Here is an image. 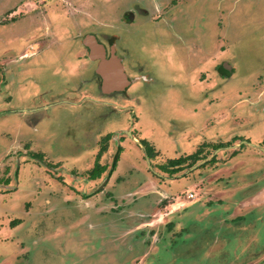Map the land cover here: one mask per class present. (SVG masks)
Returning a JSON list of instances; mask_svg holds the SVG:
<instances>
[{"label":"rangeland","instance_id":"1","mask_svg":"<svg viewBox=\"0 0 264 264\" xmlns=\"http://www.w3.org/2000/svg\"><path fill=\"white\" fill-rule=\"evenodd\" d=\"M64 3L66 10H50L84 21L75 23L76 34L118 36L125 73L136 82L107 95L93 64L75 74L73 87L59 73H43L41 89L30 91L39 94L15 107L64 103L27 116L37 123L36 130L26 127L32 136L9 132L0 118V264H264V0ZM126 11L134 21H125ZM57 55L73 63L67 53ZM227 65L231 71L221 72ZM14 118L8 125L16 129ZM131 128L136 136L145 130L161 158L149 163L126 150L112 175L91 183L81 166L92 163L84 164L93 141L92 153L101 147L99 132L114 135L104 157L110 167ZM22 136L63 166H38L20 155ZM202 144L204 158L176 178L156 168ZM88 187L92 195L106 191L84 199ZM139 223L143 241L134 244L126 229Z\"/></svg>","mask_w":264,"mask_h":264},{"label":"flooded vegetation","instance_id":"2","mask_svg":"<svg viewBox=\"0 0 264 264\" xmlns=\"http://www.w3.org/2000/svg\"><path fill=\"white\" fill-rule=\"evenodd\" d=\"M64 1L65 0H17L16 2L15 0H6V5H4V8L0 9V40L2 41V43H0V56H2L0 59V102L2 101L3 105L2 109H0V113L5 115V117L3 115H0V118H3V120L6 122L7 126L5 129L9 130V132L14 133L19 131V134L21 135L32 136L34 133H32V131L30 130L27 131V128L30 127L32 130H36L37 123L34 122V119L32 117L27 116L37 115L40 117V114H45L49 111L50 108L64 103L63 100L54 101L45 105H39L37 107H15L16 102L21 103L22 101L26 100V97L34 96L32 93H30L32 86L36 85L38 88L40 84L41 89L42 84L39 83L38 75H43L44 73L55 78L54 75H57L59 73L63 78V83L67 87H73L74 76H79L81 73L88 71L91 64H93L96 69L98 61H93L90 58V50L84 44V38L86 35H94L100 43L104 44L106 48V57H109L110 50L112 47H114L116 49L117 56L122 60L117 51V35H114L116 37L115 41H111V38H109V40L107 39L108 41H104L95 32H89L82 35L76 34L77 31L75 30V23L82 22L81 25H83L84 21L76 22L74 19H69L70 17H67L66 15V18L64 19V17L59 16V13L57 11L50 10L52 6L56 9L66 10L68 7V2L66 4L64 3ZM18 2H21V4H18ZM117 2L118 0H115V6H117ZM68 13L69 12H67L66 14ZM125 15H127L128 17L125 18ZM135 17V13L131 11L129 13L128 11H126L123 15L125 21L129 22L134 21ZM70 44H73L72 49H70ZM74 46L77 48H74ZM79 47H82V49H80ZM59 50L61 51V55L62 53H67V55L72 56V64H74V61L77 62L76 70L74 65H72L68 61V59L65 62L64 57L62 59L59 57V55H57L59 54ZM96 77L98 80L99 78L97 75ZM129 80L131 81L130 86L136 82L131 78H129ZM96 87L99 90L98 84ZM46 90L51 89L47 88ZM34 94L38 95L39 92H35ZM12 115L17 116V118L14 119H19V125L16 129H13L10 125H8L10 124L9 122H11L10 119ZM23 117H27L26 122H24ZM43 118L44 117H42V119ZM42 119H40L41 124L43 123V121L41 122ZM137 124L138 126L141 125L140 122ZM132 130L133 129L131 128V137H133L135 142H132V139L127 136V133L121 135L118 151L113 156V161L110 167L108 166V163L104 161V157L106 155L105 152L107 151L108 141L111 140L114 135H111L109 136V138H107V135H103L99 132L96 141L98 142V140H101L102 138L101 147L99 148L98 152L92 153V146L95 145V141H93L90 146V151L88 152L90 156H88L87 154L85 155L88 161L86 160L84 164L88 165L90 160L92 161V163L90 166L88 165L89 167L81 166L84 170L87 171L91 183L101 178L102 175L107 171L110 175H112V173L115 172L117 167L119 166L122 155L126 150L134 152L132 153V155H134L136 159L139 158L140 152L143 153L145 159L149 163L150 160H153L156 156L161 158L160 156L162 155V150L157 147L154 140H150V138L146 136L148 135V133H146L145 130L140 131V136H136L134 134L132 135ZM43 134H46V132L44 131ZM123 136H126V138L123 139ZM22 137L24 140V147L20 152V155H24V157H29V159L38 162V166H63L60 163L63 161H58V159L50 155L47 152L46 148H42L41 146L36 148L34 139L28 136ZM202 148L203 144L197 147L195 151L190 154H185L180 157L166 160V162L164 163H158L156 168L164 173H168L170 176H173L171 177L172 179L176 178L174 176L183 171L186 166L190 165L189 162H191V164L197 162H194L193 159H188L186 161L184 159L197 152L201 154ZM140 149H144V152L140 151ZM94 154L95 156L93 157ZM91 157H93V160ZM179 159L183 161L174 165L171 164V160ZM166 169H168V171H166ZM172 169H176L178 171L171 174L169 170ZM102 170L104 171V173L100 177L93 178L90 174L93 171ZM3 182L7 185L10 183V179L7 178L6 180H3ZM193 185L195 186V184ZM144 186L143 188L145 189ZM91 190V187H88L84 190L85 192L89 191L87 194H84V199L106 191L104 189H101L92 195V193L90 192ZM163 190L168 195L172 194L170 189L164 188ZM198 198L199 196L196 197V199H194L190 204H192ZM115 213L121 215L123 211L119 210ZM141 215L142 214H140V216ZM11 224L12 227H16L18 224H20V219H13L11 221ZM141 225L142 224L139 223L136 227H133V225L132 227L126 229L127 233L130 232L131 235H135V238L133 240L134 244H141L143 241L141 238L137 237L142 233V231H144ZM170 226L173 225L170 223ZM144 242L143 244H146ZM154 245H152V247L150 248H153Z\"/></svg>","mask_w":264,"mask_h":264},{"label":"water","instance_id":"3","mask_svg":"<svg viewBox=\"0 0 264 264\" xmlns=\"http://www.w3.org/2000/svg\"><path fill=\"white\" fill-rule=\"evenodd\" d=\"M84 44L90 50V58L93 61H98L96 73L101 78L100 86L102 92L104 94L125 92L130 86L131 81L128 79V76L125 73L122 60L117 56L116 49L112 47L109 57H106V48L104 44L100 43L94 35H86ZM225 67L226 70H228L229 72L231 71V68L228 67V65ZM127 133L131 135V131H128ZM248 144L254 147H259L258 145L253 143ZM207 160L209 159H205L202 163H205ZM202 163H199L192 169L196 168Z\"/></svg>","mask_w":264,"mask_h":264},{"label":"trees","instance_id":"4","mask_svg":"<svg viewBox=\"0 0 264 264\" xmlns=\"http://www.w3.org/2000/svg\"><path fill=\"white\" fill-rule=\"evenodd\" d=\"M224 71L227 72V70H226L225 68H221V72H224ZM107 138H109V136H108ZM222 147H224L222 144H217V145H216V148H217V149H218V148H222ZM202 158H204V157H202L201 154H200L199 152H197V153H195V154H193V155H191V156L186 157L184 160L186 161V160H188V159H193L194 162H195V161H198V160H200V159H202ZM181 161H183V160H181V159H179V160H171V164L174 165V164L179 163V162H181ZM166 171H168V169H166ZM177 171H178V170H176V169L169 170V172H170L171 174H173V173H175V172H177ZM103 173H104V171L102 170V171H93V172H91L90 174H91V176H92L93 178H97V177H100Z\"/></svg>","mask_w":264,"mask_h":264},{"label":"built area","instance_id":"5","mask_svg":"<svg viewBox=\"0 0 264 264\" xmlns=\"http://www.w3.org/2000/svg\"><path fill=\"white\" fill-rule=\"evenodd\" d=\"M193 196H194V193H190V194H189V197H193Z\"/></svg>","mask_w":264,"mask_h":264},{"label":"crops","instance_id":"6","mask_svg":"<svg viewBox=\"0 0 264 264\" xmlns=\"http://www.w3.org/2000/svg\"><path fill=\"white\" fill-rule=\"evenodd\" d=\"M263 200H264V198L262 199V202H264Z\"/></svg>","mask_w":264,"mask_h":264}]
</instances>
